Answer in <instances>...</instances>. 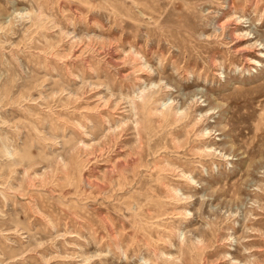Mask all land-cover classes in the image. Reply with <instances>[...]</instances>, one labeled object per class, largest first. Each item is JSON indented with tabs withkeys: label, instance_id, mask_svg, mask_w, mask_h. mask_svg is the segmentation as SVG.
I'll use <instances>...</instances> for the list:
<instances>
[{
	"label": "rangeland",
	"instance_id": "rangeland-1",
	"mask_svg": "<svg viewBox=\"0 0 264 264\" xmlns=\"http://www.w3.org/2000/svg\"><path fill=\"white\" fill-rule=\"evenodd\" d=\"M0 264H264V0H0Z\"/></svg>",
	"mask_w": 264,
	"mask_h": 264
}]
</instances>
